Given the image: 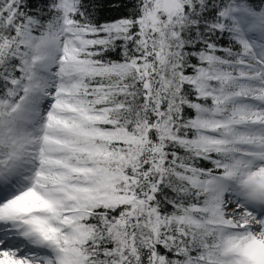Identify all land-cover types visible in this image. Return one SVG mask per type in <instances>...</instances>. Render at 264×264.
I'll return each instance as SVG.
<instances>
[{
    "label": "snow or ice",
    "instance_id": "1",
    "mask_svg": "<svg viewBox=\"0 0 264 264\" xmlns=\"http://www.w3.org/2000/svg\"><path fill=\"white\" fill-rule=\"evenodd\" d=\"M0 264H264V0H0Z\"/></svg>",
    "mask_w": 264,
    "mask_h": 264
},
{
    "label": "trees",
    "instance_id": "2",
    "mask_svg": "<svg viewBox=\"0 0 264 264\" xmlns=\"http://www.w3.org/2000/svg\"><path fill=\"white\" fill-rule=\"evenodd\" d=\"M121 14H126V13H121ZM108 18H111L112 14H107Z\"/></svg>",
    "mask_w": 264,
    "mask_h": 264
}]
</instances>
